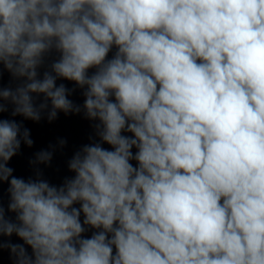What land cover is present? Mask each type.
I'll use <instances>...</instances> for the list:
<instances>
[{"label": "clouds", "instance_id": "9594fccd", "mask_svg": "<svg viewBox=\"0 0 264 264\" xmlns=\"http://www.w3.org/2000/svg\"><path fill=\"white\" fill-rule=\"evenodd\" d=\"M81 111L98 142L71 178H41L49 150L35 179L14 175L34 144L15 117ZM5 250L12 264H264V0H0Z\"/></svg>", "mask_w": 264, "mask_h": 264}]
</instances>
